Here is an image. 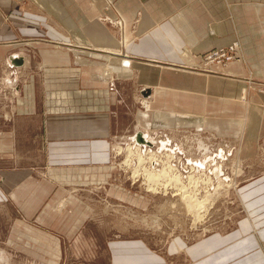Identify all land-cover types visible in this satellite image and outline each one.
Here are the masks:
<instances>
[{
    "label": "crops",
    "instance_id": "crops-1",
    "mask_svg": "<svg viewBox=\"0 0 264 264\" xmlns=\"http://www.w3.org/2000/svg\"><path fill=\"white\" fill-rule=\"evenodd\" d=\"M16 2L18 8L13 7ZM211 26L215 28L211 34L218 35L213 40L207 39ZM122 34L128 44L124 49L119 43ZM16 35L32 39L11 38ZM1 36L8 39L0 41V67L6 63L26 65L28 58L17 53L33 50L41 57L44 71L40 81L30 77L31 86L23 88L12 108L0 105V261L264 264V177L241 189L247 217L237 220L232 231H217L192 242L176 236L159 251L140 236L94 243L81 239L79 235L91 224L93 206L76 198L73 191L55 188L50 181L54 187H46L44 178L27 167V141L42 147L44 129L49 149H68L60 152L67 161L89 166L109 163L111 137L118 130L113 127L109 104L92 96L91 78L98 72V80L107 85L115 74L123 79L119 75L125 69L138 68L136 64L149 66L151 82L156 90L160 87L153 97L155 111L144 122L146 128V123L152 122L165 127H196L213 132L214 137L215 133L237 136L242 140L241 153L251 155L257 135L264 133V95L250 93L247 107L233 99L240 93L241 100L248 96L243 79L249 72L264 83V0H0ZM236 38L243 43L244 62H233L227 68L214 66L208 74L193 71L201 55ZM61 42L73 43L71 49H65L68 59L62 63L57 52ZM69 65L81 67V77L73 79L56 71ZM108 69L110 76H106ZM39 84L48 96L42 102L44 115L38 111ZM103 94L108 100L107 93ZM141 122L139 111L137 123ZM61 133L68 137L59 139L63 143L56 139ZM144 134L150 136L139 132L134 139ZM55 151L53 156L58 157L59 150ZM89 170L79 172L73 167L66 180L86 187L91 181ZM50 173L59 178L56 172ZM104 191L106 196L122 197L118 189ZM63 199L60 205L67 208L57 211L55 207ZM47 227L51 233L45 232ZM76 238L77 251L71 262L65 244Z\"/></svg>",
    "mask_w": 264,
    "mask_h": 264
},
{
    "label": "rangeland",
    "instance_id": "rangeland-1",
    "mask_svg": "<svg viewBox=\"0 0 264 264\" xmlns=\"http://www.w3.org/2000/svg\"><path fill=\"white\" fill-rule=\"evenodd\" d=\"M16 4H13V7L18 8V2ZM231 19L232 17L229 20ZM107 22L111 23V21ZM120 23L122 24L120 27L123 29L125 25L121 21ZM120 27L119 29H121ZM214 30L215 28L213 26L209 27L207 39L213 40L218 37L216 32L211 34ZM1 38L6 39L7 37L1 36L0 41H2ZM11 38H22V41L32 39L31 37L25 38L19 35L11 36ZM119 43L120 48L124 49L127 47L128 44L125 40V34L120 35ZM58 45L57 52H59V61L62 63L68 59V51L66 52L65 49H71L73 43L61 42ZM243 49V43L237 38L221 47L217 45V47L200 56L199 63L193 67V71L208 74L213 73L214 66L227 68L233 62H244ZM121 51L127 54L125 50ZM215 53L216 55H220L221 61L224 63L222 65H207L206 62H209L208 60ZM17 54H23L22 58L27 57L28 63L20 66L6 63L5 66L0 67L1 107H13L14 100L21 96L23 88H29L31 86V76L36 77L39 81L43 78L44 69L41 67V57L35 51L27 50L24 53ZM81 57L84 58L83 56ZM103 63L102 66L105 68L106 65H103ZM137 65L136 67L138 68L133 69L131 72L125 69V72L119 75L123 79H118V75L115 74L107 85L101 84L100 79L98 80V72L97 75L95 74L91 78L94 87L92 88V96L100 99L103 103L109 104L111 112L113 113V127L115 130H118L111 137L112 147L109 149L111 154L109 163L89 166L88 164L67 161V158L64 155L62 156L60 152L68 149H62L61 147H59L60 149H49L48 144L50 142L44 129L42 147L40 145L39 147H35L33 146V142L27 141V167L34 174L44 178V185L46 187L54 185L55 188H63L66 191H71V193L73 191V195L76 193V198L86 200L93 206L94 213L91 218L89 217L90 220L88 222H91V224L88 225L89 227H87L85 232L79 235L82 236L81 239L91 241V243L103 242L121 236H140L148 240L151 245L160 251L176 236L185 237L192 242L217 231L222 233L232 231L236 227L237 220L247 217V212L243 205V198L241 197V189L250 184H254L258 179L264 177V133L261 136L257 135L256 146L252 150L251 155L244 156L241 153L242 148H240L242 140L238 139L239 137L237 136L236 138L238 140H236L235 136L227 138L218 136L216 133L214 137L212 135L214 134L213 132H201L200 129L196 130V127H183L179 125L165 127L163 125L153 124L152 122L146 123V128L144 122L149 121V116L155 111L153 97L155 93L160 91V87L156 90L157 86H154L151 82V77L147 71V67L150 68L149 66ZM56 71L61 72L60 75L65 73L66 76L73 79L81 77V73H83L81 72L83 71L81 67H71L70 65L57 68ZM88 71L96 70L94 68H88ZM108 71L106 72V76H110L109 73L112 72L110 69ZM243 80L244 88L248 96L241 100L243 94L240 93L237 97H234L233 101L247 107L251 100L249 99L250 93L264 95V83H260L261 81L256 80L254 76L252 77L250 72ZM39 86L38 92L42 97L38 111L41 112V115H44L42 102L48 96L42 91L40 84ZM168 91L170 92V89ZM104 92L107 93L108 100L106 95L103 94ZM3 103L5 105H2ZM261 105L264 108V104ZM139 111L143 119V123L141 122L140 125L137 123ZM217 116L220 115L217 114ZM164 128L178 129L170 130ZM139 132H149V135L153 137L156 143L154 142L153 147H149L151 150H158V143H160L162 138L170 142L172 149L177 150L175 163L173 162L172 164L183 175L184 180L182 182L185 185L190 184V181L188 182L190 177H196V180L198 179L200 181H203L207 177L212 179L213 184L211 187L207 190H200V201H203L206 196H209L206 194V191L208 193L211 192L210 194L216 200L214 206L203 219L204 221L196 223L197 218L194 216L195 214L193 215V212L189 211V207L186 206V203L182 199V192L179 190L172 188L173 191L170 189L168 193L164 190H158V192L165 193H154L152 195L146 192L142 181H133L132 170H128L123 165V162L126 158V149L128 146L134 144L133 140ZM62 134L64 133H61L56 139L68 138L67 136H62ZM32 136L34 137V133ZM38 137L41 138L39 131ZM59 141L63 143L62 140ZM204 147L206 148L203 149ZM55 150H59V158L57 155L53 156V153H57ZM120 150H123V154L122 152L118 154ZM129 150L131 148L128 149L130 155ZM256 150L257 152H255ZM160 161V165L163 168V161L165 160L160 159ZM194 161L204 163L205 169H202L200 165H191L190 162ZM190 166L194 167L191 168ZM73 167L79 169V172H84L83 169H90L89 175L91 181L85 185L86 187H78L80 186L76 185L78 181L66 180L69 169ZM137 169L138 167L135 168L134 174ZM158 169L161 170V167H158ZM237 169L240 170L237 171ZM50 171L56 172L60 179H56L55 176L53 177ZM226 186H231L232 188H228V190L225 188ZM111 188L122 191V197L119 194L117 195L118 199L115 198L116 195L106 196L104 190ZM120 198L123 199L122 202L119 200ZM64 201L63 199L56 205L55 208L57 211L64 212L66 210L67 205L60 208V203ZM0 219H3V215L1 214ZM51 231L52 229L50 227L45 228V232L51 233ZM77 238L71 243L67 242L65 244V250L70 253L68 254L67 252V255L71 262L74 261L72 256L77 251L74 248ZM260 245L263 247V244ZM81 251L84 252V248ZM0 264H4L3 261H0Z\"/></svg>",
    "mask_w": 264,
    "mask_h": 264
},
{
    "label": "bare ground",
    "instance_id": "bare-ground-1",
    "mask_svg": "<svg viewBox=\"0 0 264 264\" xmlns=\"http://www.w3.org/2000/svg\"><path fill=\"white\" fill-rule=\"evenodd\" d=\"M119 25L122 26L121 23H119ZM110 54L115 55L114 53H110ZM154 142H155L154 139L151 137L149 138L147 134L140 135L138 138L134 139L133 140L134 144L128 146V148L126 149V158L125 161L123 162V165L128 170H132L133 181L134 182L142 181V184L144 185L146 192L152 195H154V193L155 194H164L165 192L168 193V191L172 188H175L176 190L182 192L181 196L183 201L186 203V206L189 207V211L193 212V215L195 214L194 216L197 218L196 223H201L202 221H204L203 219L206 217L210 209L216 203L214 196L210 194L211 192L208 193L207 191L206 194L209 196H206V198L203 201H200L201 200L200 190L203 189L207 190L209 187H211L213 184L212 179L207 177L203 181H200L198 179L196 180V177H190L188 180V182L190 181L189 182L190 184L185 185L182 182L184 180L183 175L179 173V169H177V167L173 166L172 164L173 162L175 163L176 160L175 154L177 150L172 149L170 142H168V140L166 141L165 138H162L160 143H158V150L154 151L149 149V147H153V145L156 143ZM129 148H131V150H129L130 155L128 152ZM121 152L123 154V150H120L118 154H121ZM151 153H153L154 155ZM160 159L165 160L163 161V168L160 165L161 162ZM190 164L200 165L202 166V169H205V164L200 163V161L190 162ZM136 167H138V169L135 171L134 174V170ZM158 167L159 168L161 167V170L158 169ZM190 167L193 168L194 166H190ZM239 170L240 169H237V171ZM192 171L194 170L192 169ZM202 177L204 178V176ZM225 188L228 189L232 187L226 186ZM158 190H164L165 192L164 193L160 191L158 192ZM62 207L63 206L60 205V208Z\"/></svg>",
    "mask_w": 264,
    "mask_h": 264
},
{
    "label": "built area",
    "instance_id": "built-area-1",
    "mask_svg": "<svg viewBox=\"0 0 264 264\" xmlns=\"http://www.w3.org/2000/svg\"><path fill=\"white\" fill-rule=\"evenodd\" d=\"M208 61L209 62H206V64L209 65V66L212 65V64L222 65V63H224V62L221 61L220 55H216V53Z\"/></svg>",
    "mask_w": 264,
    "mask_h": 264
}]
</instances>
